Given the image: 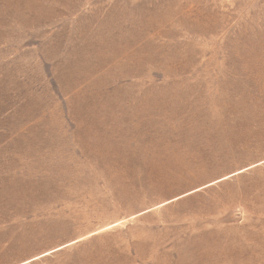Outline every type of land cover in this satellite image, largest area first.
I'll return each mask as SVG.
<instances>
[{
	"label": "rangeland",
	"instance_id": "rangeland-1",
	"mask_svg": "<svg viewBox=\"0 0 264 264\" xmlns=\"http://www.w3.org/2000/svg\"><path fill=\"white\" fill-rule=\"evenodd\" d=\"M0 264H264V0H0Z\"/></svg>",
	"mask_w": 264,
	"mask_h": 264
}]
</instances>
